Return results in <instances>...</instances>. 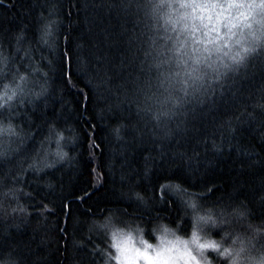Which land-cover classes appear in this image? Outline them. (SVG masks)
Returning a JSON list of instances; mask_svg holds the SVG:
<instances>
[{
  "label": "clouds",
  "instance_id": "1",
  "mask_svg": "<svg viewBox=\"0 0 264 264\" xmlns=\"http://www.w3.org/2000/svg\"><path fill=\"white\" fill-rule=\"evenodd\" d=\"M33 5L34 22L0 33V224L53 212L48 197H70L83 156L104 173L93 184L87 172L91 198L112 203L78 218L72 264H264V187L250 197L245 182L208 178L246 130L264 132V0ZM65 47L103 130L92 155L87 110L66 95ZM235 163L239 176L264 155L248 146ZM0 264H24L7 231Z\"/></svg>",
  "mask_w": 264,
  "mask_h": 264
},
{
  "label": "trees",
  "instance_id": "2",
  "mask_svg": "<svg viewBox=\"0 0 264 264\" xmlns=\"http://www.w3.org/2000/svg\"><path fill=\"white\" fill-rule=\"evenodd\" d=\"M36 12L37 8L33 5V0H3V3H0V33L11 32L19 28L22 22H34ZM68 27L75 39L84 35L83 28L78 21L74 20ZM64 52L65 73L63 78L68 85L66 95L78 99V108L87 110L79 122L84 133L83 146L89 155H92L93 152L99 153L101 151L100 137L103 130L98 128L95 123L89 122L92 119L89 116L92 110L91 95L83 87V84L73 83L75 76L72 55L68 52L67 47ZM77 87L80 89L79 92H77ZM224 110L226 111L227 107ZM47 114L51 116L53 111L49 110ZM204 126L207 128L208 124L205 123ZM92 139L97 140L95 148L89 146ZM248 146H253L258 154L264 155V132L259 131L258 125L243 133V141L237 142L232 156L221 161L218 168L213 169L208 178L223 180L225 185L232 183L233 180H240L246 183L248 189L246 194L250 197L254 196L259 188L264 187V183L257 179V177H264V167H256L238 176L239 165L235 163L238 153L244 158L247 157ZM81 163L80 174L77 178L74 176L71 181H68L70 197L67 200H61L55 196L48 197L55 202L53 212L41 216L38 208L33 209L30 218L18 228L6 229L3 224H0V240L3 239L7 231L10 243L23 257L24 264H72L75 252L70 247L69 237L73 232L78 235L83 230V224L79 222L78 218L87 217L89 213L86 209L88 208L95 210L97 206L111 205L112 202L104 198L97 200L91 198V185L88 184L87 172L91 173L90 178L93 184L104 179V173L97 168L96 161L93 160L90 165V162L82 156ZM175 175L180 176L181 173L177 171ZM161 178L156 177L157 180ZM80 254H83V250Z\"/></svg>",
  "mask_w": 264,
  "mask_h": 264
},
{
  "label": "snow or ice",
  "instance_id": "3",
  "mask_svg": "<svg viewBox=\"0 0 264 264\" xmlns=\"http://www.w3.org/2000/svg\"><path fill=\"white\" fill-rule=\"evenodd\" d=\"M0 3H3L2 0H0Z\"/></svg>",
  "mask_w": 264,
  "mask_h": 264
}]
</instances>
